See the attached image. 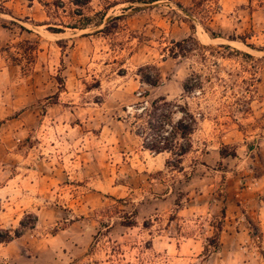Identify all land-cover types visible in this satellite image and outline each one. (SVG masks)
<instances>
[{"label": "rangeland", "instance_id": "374dc122", "mask_svg": "<svg viewBox=\"0 0 264 264\" xmlns=\"http://www.w3.org/2000/svg\"><path fill=\"white\" fill-rule=\"evenodd\" d=\"M40 1L0 0V264H264V0ZM160 96L203 114L181 163L135 133Z\"/></svg>", "mask_w": 264, "mask_h": 264}, {"label": "trees", "instance_id": "16d2710c", "mask_svg": "<svg viewBox=\"0 0 264 264\" xmlns=\"http://www.w3.org/2000/svg\"><path fill=\"white\" fill-rule=\"evenodd\" d=\"M157 0H131V2H141V3H150ZM43 6L47 8V12L49 11L48 8L53 5L56 8L63 6L62 0H54L52 2H42ZM70 2L77 7H84L91 2V0H70ZM106 11H99L97 15L99 16V24L104 21L106 16ZM123 15H116L112 19H119ZM14 22H19V19L14 18ZM90 24L89 22L86 24L79 25H71V28H86ZM21 28L26 31H32L27 26L20 24ZM192 28H194L192 26ZM49 30L53 32H63V29L59 27L50 26ZM109 30V26L106 25L100 31ZM213 38L217 37L218 35L211 33ZM193 36H189L182 41H178L175 43V47H171L170 52L171 55L174 57L177 56H185L187 52L191 50L190 41L193 40ZM235 39V38H233ZM241 40L249 47L255 48L253 44L246 43V38H241ZM220 47L230 48V45L221 44ZM177 49V51H176ZM239 51V50H237ZM179 53V54H178ZM138 74L140 75L141 81L143 83L148 84L149 86L156 87L159 86L162 81L161 72L158 66L147 64L144 66L139 67ZM200 77L193 73L187 77L183 82L184 93L186 94H194L202 93V85L199 82ZM199 90V91H198ZM179 112L181 116L174 120V115ZM203 114L201 112H191L188 108L183 107L181 105L176 104V102H171L167 100V97L160 96L154 99L152 102L143 105L141 112L136 115L137 118L143 119L145 118V124L138 126L135 133L138 137L141 138L143 147L145 149H149L155 153L161 152H170L177 157V162L181 163V158L190 152L192 144L190 136L194 133L197 129L199 120ZM228 146L223 145L220 149V154L222 157L226 156H237V152L235 149L228 151ZM179 163L174 165L175 167L179 168ZM226 210L223 209V218L225 216ZM135 214L132 213V217L129 218L128 216L125 217L127 219L121 222L122 225L126 226H135L137 221L135 220ZM34 222H36L37 218L34 216ZM22 227H27V224L24 220L21 221ZM223 231V222L219 223L215 227L214 235L209 239V243L205 246V254L211 252L219 251L221 247L220 242V235ZM22 231L19 229L15 231V237L20 236ZM14 238V236L8 231L6 232L4 237H1L0 242L10 241ZM97 236L94 237L96 240Z\"/></svg>", "mask_w": 264, "mask_h": 264}, {"label": "crops", "instance_id": "0c3cea01", "mask_svg": "<svg viewBox=\"0 0 264 264\" xmlns=\"http://www.w3.org/2000/svg\"><path fill=\"white\" fill-rule=\"evenodd\" d=\"M142 146H143V144H142ZM164 152H161L160 154H163ZM6 187H9V184H7L6 185ZM3 190L4 189H0V192H3ZM1 194V193H0ZM167 195V194H166ZM28 211V210H27ZM264 211V210H263ZM182 214H188L186 211L185 212H183V210L181 209V210H179L178 212H177V215H182ZM262 219V218H261ZM240 221V220H239ZM238 221V222H239ZM20 238H22V236L21 237H19V238H17V239H20ZM12 242H15V239L14 240H12L10 243H12ZM9 243V244H10Z\"/></svg>", "mask_w": 264, "mask_h": 264}]
</instances>
